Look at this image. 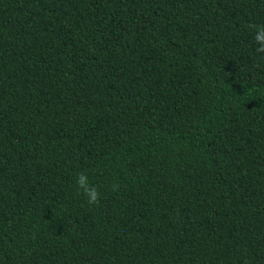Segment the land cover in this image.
<instances>
[{
	"label": "trees",
	"instance_id": "trees-1",
	"mask_svg": "<svg viewBox=\"0 0 264 264\" xmlns=\"http://www.w3.org/2000/svg\"><path fill=\"white\" fill-rule=\"evenodd\" d=\"M249 24L264 0H0V264H264Z\"/></svg>",
	"mask_w": 264,
	"mask_h": 264
},
{
	"label": "clouds",
	"instance_id": "clouds-1",
	"mask_svg": "<svg viewBox=\"0 0 264 264\" xmlns=\"http://www.w3.org/2000/svg\"><path fill=\"white\" fill-rule=\"evenodd\" d=\"M247 28L253 33L252 40L256 45V52L264 54V24H249ZM75 183L78 193L85 197L89 205L97 206L100 204L101 194L98 188L90 182L87 173H78Z\"/></svg>",
	"mask_w": 264,
	"mask_h": 264
}]
</instances>
